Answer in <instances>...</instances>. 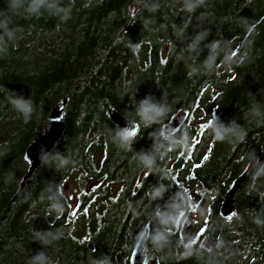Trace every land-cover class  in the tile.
Returning <instances> with one entry per match:
<instances>
[{
	"label": "trees",
	"instance_id": "trees-1",
	"mask_svg": "<svg viewBox=\"0 0 264 264\" xmlns=\"http://www.w3.org/2000/svg\"><path fill=\"white\" fill-rule=\"evenodd\" d=\"M149 98L162 111L144 121ZM65 99L64 135L20 190L26 149ZM108 108L138 134L123 140ZM194 194L209 212L189 237ZM258 194L264 0H0V264H129L121 250L147 222L150 241L172 229L152 264H264V199L253 218L245 207Z\"/></svg>",
	"mask_w": 264,
	"mask_h": 264
},
{
	"label": "water",
	"instance_id": "water-1",
	"mask_svg": "<svg viewBox=\"0 0 264 264\" xmlns=\"http://www.w3.org/2000/svg\"><path fill=\"white\" fill-rule=\"evenodd\" d=\"M67 100L56 105L50 115L47 117L43 134L35 139L26 149V156L29 160V169L24 176V183L38 169L43 160L54 150L57 143L64 135L66 127V112L65 107ZM109 119L121 130L128 131L139 128L138 122L121 114L117 110L108 108ZM182 127L181 114H176L170 118V128L173 132L180 131ZM254 162L251 163L252 166ZM248 176V171H244L237 176L232 183V187L224 194L221 201L219 212L223 219L228 218L232 213H235V193L243 185ZM151 237V223L144 225L142 232L137 239L134 249L130 255L131 264H146L148 253L146 252L148 241Z\"/></svg>",
	"mask_w": 264,
	"mask_h": 264
},
{
	"label": "rangeland",
	"instance_id": "rangeland-1",
	"mask_svg": "<svg viewBox=\"0 0 264 264\" xmlns=\"http://www.w3.org/2000/svg\"><path fill=\"white\" fill-rule=\"evenodd\" d=\"M182 117L184 118V115ZM212 132L213 129H210L208 133L204 135V138L207 139ZM154 195L155 194L152 192L150 197L152 198V196ZM194 196H195L194 207L190 211L188 218L184 223L185 233L189 237H191L193 233L202 226V224L204 223V219L206 218L209 212L208 208H209L210 199H208V197L205 196L201 198L200 195H195V194ZM263 199H264L263 195L258 194V196L257 195L252 196V201L250 203L248 202L245 203V207L249 208V213L252 218L255 217L256 209H258L260 205L263 203ZM171 232L172 229H170L168 225L159 224L157 232L153 234V237L151 238L150 241V247L151 249L154 250L153 252L155 254V258L158 252H161L162 250L161 242H165L167 239H169ZM130 248H131L130 242H127L120 253L122 261L125 258L127 259V257L129 256ZM149 264H152V262H150Z\"/></svg>",
	"mask_w": 264,
	"mask_h": 264
},
{
	"label": "clouds",
	"instance_id": "clouds-1",
	"mask_svg": "<svg viewBox=\"0 0 264 264\" xmlns=\"http://www.w3.org/2000/svg\"><path fill=\"white\" fill-rule=\"evenodd\" d=\"M191 10V8H189ZM21 107H27L26 105H21ZM161 109L157 107L156 105L152 104L149 99H145L141 101L139 109H138V115L144 120V121H152L155 119L156 116L160 115ZM133 130L128 131H122L120 133V136L123 140L128 141L132 138H134L136 135L132 134ZM217 137L219 139H222V137L219 136V133H217ZM147 163H150V161H146Z\"/></svg>",
	"mask_w": 264,
	"mask_h": 264
},
{
	"label": "snow or ice",
	"instance_id": "snow-or-ice-1",
	"mask_svg": "<svg viewBox=\"0 0 264 264\" xmlns=\"http://www.w3.org/2000/svg\"><path fill=\"white\" fill-rule=\"evenodd\" d=\"M214 114H215V113L213 112L212 115H214ZM138 132H139V128H136V129L133 130V133H132V134L137 135ZM207 158H208L207 156L204 157L205 160H207ZM199 166H200V165H196L195 167H199ZM138 186H139V185H138ZM75 214H76V213H73V215H75ZM233 215H234V214L232 213L228 218L231 219V217H232ZM203 231H204V230L202 229L200 235L203 234Z\"/></svg>",
	"mask_w": 264,
	"mask_h": 264
},
{
	"label": "bare ground",
	"instance_id": "bare-ground-1",
	"mask_svg": "<svg viewBox=\"0 0 264 264\" xmlns=\"http://www.w3.org/2000/svg\"><path fill=\"white\" fill-rule=\"evenodd\" d=\"M235 215V214H234ZM148 223V222H147ZM142 232V231H141ZM141 234V233H140ZM140 236V235H139ZM139 238V237H138ZM137 242V241H136ZM136 244V243H135ZM149 244H150V239H149V241H148V246H147V249H146V252L148 253V258H147V262H146V264H149L150 263V261H149ZM134 247H135V245H134ZM134 247L132 248V250L134 249ZM132 250L129 252V256H128V262H129V264H131V262H130V255H131V252H132Z\"/></svg>",
	"mask_w": 264,
	"mask_h": 264
}]
</instances>
